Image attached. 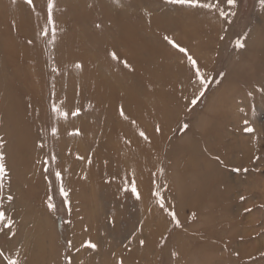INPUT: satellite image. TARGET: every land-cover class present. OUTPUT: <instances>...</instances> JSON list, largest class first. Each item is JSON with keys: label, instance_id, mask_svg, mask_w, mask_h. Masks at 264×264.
I'll use <instances>...</instances> for the list:
<instances>
[{"label": "rangeland", "instance_id": "rangeland-1", "mask_svg": "<svg viewBox=\"0 0 264 264\" xmlns=\"http://www.w3.org/2000/svg\"><path fill=\"white\" fill-rule=\"evenodd\" d=\"M0 264H264V0H0Z\"/></svg>", "mask_w": 264, "mask_h": 264}, {"label": "bare ground", "instance_id": "bare-ground-1", "mask_svg": "<svg viewBox=\"0 0 264 264\" xmlns=\"http://www.w3.org/2000/svg\"><path fill=\"white\" fill-rule=\"evenodd\" d=\"M239 139V138H238ZM242 143V142H241Z\"/></svg>", "mask_w": 264, "mask_h": 264}]
</instances>
